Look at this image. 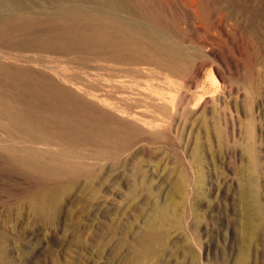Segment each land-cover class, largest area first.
<instances>
[{
  "label": "rangeland",
  "instance_id": "1",
  "mask_svg": "<svg viewBox=\"0 0 264 264\" xmlns=\"http://www.w3.org/2000/svg\"><path fill=\"white\" fill-rule=\"evenodd\" d=\"M7 1L0 18L11 12ZM11 1L37 20L58 2ZM150 1L167 4L185 72L132 66L144 74L107 77L124 81L115 94L72 86L96 94L99 107L112 104L106 111L127 123L130 143L77 150L93 159L97 179L83 200L78 184L51 220L21 204L35 186L32 172L0 158V264H264V0ZM5 48L3 64L56 80L75 71L55 56L33 51L28 61ZM20 138L0 119L1 145ZM163 210L164 246L143 255L146 230Z\"/></svg>",
  "mask_w": 264,
  "mask_h": 264
},
{
  "label": "bare ground",
  "instance_id": "2",
  "mask_svg": "<svg viewBox=\"0 0 264 264\" xmlns=\"http://www.w3.org/2000/svg\"><path fill=\"white\" fill-rule=\"evenodd\" d=\"M62 1L58 0L52 13L37 20L20 13L16 2L10 0L7 5L11 12L0 18L2 52L3 47L20 55L39 51L60 58L56 62L62 60L75 70L68 77L59 74L56 80L38 69L0 63V119L21 136L0 143V158L32 172L35 186L21 204L37 220H51L78 184L80 200L92 191L98 176L88 163L93 159L77 150H124L130 143L127 123L116 121L106 111L114 108L112 104L105 100L101 101L103 107L95 104L92 100L98 101V96L89 90L122 92L115 83L122 86L124 81L112 82L109 78L144 74L145 69L132 66H154L173 75L185 72V56L172 42L167 27L163 11L167 4L161 10L150 0H93L94 5H83L82 0ZM196 8L198 12L202 5ZM34 52L30 55L35 57ZM7 54L11 57L12 53ZM27 56L24 59H33ZM78 83L89 90H73ZM169 220L164 210L159 212L157 221L146 230L143 255L163 248Z\"/></svg>",
  "mask_w": 264,
  "mask_h": 264
}]
</instances>
